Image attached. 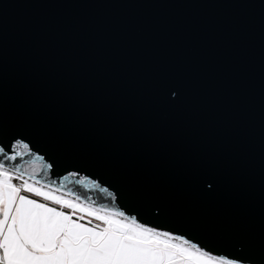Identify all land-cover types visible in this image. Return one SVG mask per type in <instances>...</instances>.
<instances>
[{
  "label": "water",
  "instance_id": "1",
  "mask_svg": "<svg viewBox=\"0 0 264 264\" xmlns=\"http://www.w3.org/2000/svg\"><path fill=\"white\" fill-rule=\"evenodd\" d=\"M0 106L147 181L214 162L213 207L264 214V0H0ZM180 72L184 100L153 88ZM170 99L174 97L169 94Z\"/></svg>",
  "mask_w": 264,
  "mask_h": 264
},
{
  "label": "snow or ice",
  "instance_id": "2",
  "mask_svg": "<svg viewBox=\"0 0 264 264\" xmlns=\"http://www.w3.org/2000/svg\"><path fill=\"white\" fill-rule=\"evenodd\" d=\"M152 86L172 105L187 89L169 71ZM218 194L210 159L154 183L0 106V264H264V214L258 234L226 224Z\"/></svg>",
  "mask_w": 264,
  "mask_h": 264
}]
</instances>
